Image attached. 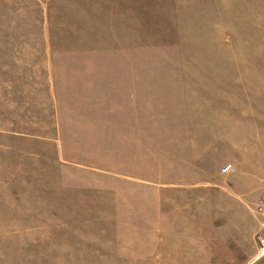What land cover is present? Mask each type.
<instances>
[{
  "label": "rangeland",
  "instance_id": "1",
  "mask_svg": "<svg viewBox=\"0 0 264 264\" xmlns=\"http://www.w3.org/2000/svg\"><path fill=\"white\" fill-rule=\"evenodd\" d=\"M263 195L264 0H0V264H264Z\"/></svg>",
  "mask_w": 264,
  "mask_h": 264
},
{
  "label": "built area",
  "instance_id": "2",
  "mask_svg": "<svg viewBox=\"0 0 264 264\" xmlns=\"http://www.w3.org/2000/svg\"><path fill=\"white\" fill-rule=\"evenodd\" d=\"M231 169V165L223 167V172H227ZM256 210L261 216V229L257 235V258L264 256V195L259 197L256 201Z\"/></svg>",
  "mask_w": 264,
  "mask_h": 264
}]
</instances>
